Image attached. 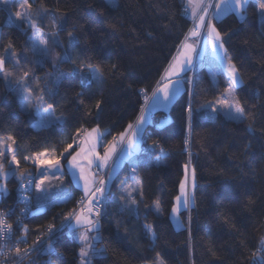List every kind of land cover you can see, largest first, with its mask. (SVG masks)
Segmentation results:
<instances>
[{
  "label": "trees",
  "instance_id": "trees-1",
  "mask_svg": "<svg viewBox=\"0 0 264 264\" xmlns=\"http://www.w3.org/2000/svg\"><path fill=\"white\" fill-rule=\"evenodd\" d=\"M116 3L115 8L109 7L105 0L31 3L32 19L45 32L51 29L54 16L65 17L66 26L60 32L65 46L67 32L73 25L80 29L81 45L73 59L80 63L88 62L90 57L91 62L107 69L103 82L90 86L73 71L71 63L54 66L51 57L38 63L31 51L30 30L23 24L18 27L9 23L6 11L0 7V45L11 41L20 67L32 69L35 77L42 78L41 87L57 92L55 114L63 116L62 122L33 128V113L20 108L17 92L0 76V138L9 135L15 138L14 149L21 170L34 174L33 165L23 157L46 148H55L60 158L63 148L80 138L77 129L98 127L105 133L103 144L124 132L139 113V89L151 93L190 27L187 13L182 11L183 0H116ZM41 7L48 9L42 20L35 15ZM216 26L245 81L236 94L246 102L248 119L236 122L218 114L213 120L194 114L192 135L185 150L188 90L191 89L193 107L199 108L206 100L220 95L226 86L223 74H218L214 83L204 68L197 70L192 76L193 83L185 84L171 103L168 123L156 127L159 113H155L145 127L146 143L141 147H149L156 141L167 155L159 148L138 152L134 165L143 197L139 193L134 196L137 204L133 209L121 206L116 198L120 185L128 180L130 163L123 164L113 175L99 218L102 239L97 245L107 251L92 257L91 264H153L157 252L165 264H258L253 254L264 257L263 250H258V242L264 235V27L258 21L254 3L248 5L243 20L229 13ZM53 50L60 52L61 48L54 46ZM0 55H5L2 46ZM114 64L116 69L112 68ZM5 67L15 71L11 60L6 61ZM57 71L64 73L59 82L55 80ZM29 86L38 91L34 83ZM81 91L84 97H77L76 93ZM80 99H84L83 105ZM97 100L103 101L98 113ZM249 124L252 131H248ZM189 152L192 154L189 169L196 170L195 203L187 221L185 211L179 212L181 228L175 229L169 213L184 178ZM60 160L63 168L67 160ZM19 180V174L7 179L8 194L3 204L14 202ZM65 185L72 198L44 207L41 213L28 218L25 225L29 233L47 222H61L74 209L82 195L67 179ZM157 200L158 215L152 210ZM146 225L155 231L154 238L148 234ZM53 247L52 264H78L79 245L71 236H60Z\"/></svg>",
  "mask_w": 264,
  "mask_h": 264
},
{
  "label": "snow or ice",
  "instance_id": "snow-or-ice-1",
  "mask_svg": "<svg viewBox=\"0 0 264 264\" xmlns=\"http://www.w3.org/2000/svg\"><path fill=\"white\" fill-rule=\"evenodd\" d=\"M109 7H117L116 0H106ZM0 3H8V0H0ZM250 3H254L255 7L261 16L264 18V0H185V4L188 6L185 8V12L188 13L191 8V15L195 20L194 28L186 35L185 40L182 41V47L180 49V56L174 58L168 68L165 69L164 76L161 77V81H157L158 87L153 89L152 95L149 96L145 89L140 91L144 93L145 104L142 105L140 115L137 116L133 123H129L124 132L118 134L119 137V151H117V137L114 136L113 140L107 145H103L104 153L100 155L97 152V146L101 144L102 138L105 135L98 127L89 129H77V135L80 139H73L72 143L67 144L63 150L59 153V157L68 161V166L72 170V175L79 183L83 181L82 190L83 196L77 203L81 206L79 211L73 209L69 211L59 228H56L53 224H48L46 231L48 233L47 241H43L40 236H37L32 245L27 244V235L29 232L28 227H23L22 235L15 241L14 247L9 248L7 243H0V256L14 257L17 261L22 262L25 260L32 264L29 259L31 254L35 251L42 250L43 252L50 253L54 251V239L57 233H62L65 229L69 234L76 239L81 247L79 249V264H91L92 257L104 254L107 249L103 247H97L96 245L102 239L100 235V221L101 215L100 206L104 203L106 194L108 192V183L112 179L114 173L119 169L120 165L124 161H129L136 164V153L140 151H147V148L141 146L146 143L145 141V126L149 122V115L152 109L158 106L167 107L174 98V95L179 93L180 85L185 81L180 77V73L187 70H192L193 59L192 53L196 52V48L193 44L188 43L190 37H199L203 34L205 39L211 45V54L209 57L210 64L214 67L213 77L217 74H226L228 78L227 86L213 100H206L199 108H194L191 102V89L188 90L190 100L186 107L187 122H188V136L184 140L187 150L189 144V138L192 135V122L194 114H201L205 118L215 119L216 115L223 114L228 119L236 122H243L248 119L250 113L246 110V102H242L241 98L236 94L237 89L241 87L245 81L241 75L240 69L234 63L232 57L228 53V49L225 47V39L221 32L218 30L216 23L227 15L228 13H235L239 19L243 20L247 14V7ZM19 11H16L15 18L9 17L10 23L19 24L27 23L31 29V44L32 55L36 58L38 63H43L49 57H51L54 66L58 63H71L73 71L81 75L82 80L86 79L89 86L95 83H102L105 78L107 69L100 64L91 62L92 58H88V62L77 63L73 59L74 53L81 45L80 29L73 25L72 30L67 32V45L60 38V32L64 30L66 26V20L63 15L54 16L51 20V29L45 32L38 26L36 20L32 19L34 14L32 4L29 0H20L18 3ZM10 10V9H9ZM59 11L58 9L56 10ZM48 13L47 8L41 7L35 12L38 19H43V16ZM114 27V25H113ZM203 30V32H202ZM87 43V41H85ZM4 48L5 55H0V76L9 82L12 86V90L21 95L24 100H31L35 96V103H28L26 110L34 109L37 117L34 127L47 126L55 122H62L63 116H57L56 102L54 97L57 92L52 88H45L40 86L41 77H35L32 74V69L23 70L20 67V59L17 58V53L14 50V46L9 41L7 45H0ZM54 46L60 47V52H54ZM200 55L204 57V53ZM27 58L26 56L24 57ZM13 61L15 65V71L6 69V61ZM113 69L117 68V65H112ZM47 75L51 76L52 73ZM64 76L63 72L57 71L55 74V80L59 82ZM176 76V80L170 79V77ZM162 81H167L162 83ZM30 83L35 84V88L38 91H34ZM188 84H192L191 79L187 80ZM27 93V95H25ZM83 91L76 93L77 97H84ZM49 100H53L49 103ZM79 103L83 105L84 99H80ZM102 100H97L95 108L97 113L102 110ZM248 131H252V125H248ZM130 132V135L128 134ZM10 142V143H9ZM16 143L15 138L11 135L7 137V141L0 140V193L3 195L8 194L6 181L9 177H15L19 174L21 180L25 177H29L27 184L20 185L21 200L27 205L29 200L25 193L28 188L35 184V188L38 192L44 193L48 188H52L51 180L52 176L47 174V170L61 168V160L56 156V149L52 148L44 149V151L36 152L32 156H24L25 161L33 160L38 168L42 170L37 174L40 175V179L36 181L33 178V173L26 170H21L19 167V161L17 159L16 150L13 145ZM149 147L155 149L159 148V151L167 155L164 148L160 147L158 142L153 141ZM247 147V146H246ZM10 155V159H6L7 155ZM115 156V159L113 157ZM192 154L189 152V161L184 165V179L180 181V195L177 196L176 203L172 208V214L176 215L180 212L181 208L187 210L195 203L194 191H188L189 181V165L191 163ZM109 160H112L110 170L107 177L102 179H96V177L89 171L90 167L95 163L98 169H104L109 167ZM87 163V168L85 167ZM78 170V171H77ZM135 172V168H133ZM62 180V177L60 178ZM226 179L234 180L235 177H227ZM46 182L47 186H46ZM137 183H139L137 181ZM59 187V185H55ZM196 187V170L193 167L191 169V188L194 190ZM133 192H138L143 197L142 186L133 187L132 185H125L123 188V194L120 196V200L126 205L137 204L136 198L132 195ZM71 194L66 190H61L57 193V199L61 202L71 199ZM160 202H155V207L159 210ZM24 211H29L26 207ZM11 214V213H9ZM93 216L96 218L94 219ZM191 219V217H189ZM225 222L228 221L227 217H224ZM74 221V222H73ZM148 234L155 237V231L150 225H146ZM13 235L12 225L8 224L5 219V214L0 212V241H11ZM261 244L264 245V236L260 238ZM23 243L24 248L19 245ZM256 255L255 253L253 254ZM0 264H5V261L0 259ZM155 264H165L160 253H156ZM258 264H264V257L259 258Z\"/></svg>",
  "mask_w": 264,
  "mask_h": 264
},
{
  "label": "crops",
  "instance_id": "crops-1",
  "mask_svg": "<svg viewBox=\"0 0 264 264\" xmlns=\"http://www.w3.org/2000/svg\"><path fill=\"white\" fill-rule=\"evenodd\" d=\"M34 0H29V3H32ZM184 1V5H185V8L186 7H188L186 4H185V0H183ZM20 2V0H8V3L6 4V3H0V7H2L5 11H6V13H7V18H9V14H8V12L9 11H13L14 13L16 12V11H19L20 9H19V7H18V3ZM10 9V10H9ZM229 14V13H228ZM232 14H235V13H232ZM236 15V14H235ZM237 16V15H236ZM187 17L189 18V20H190V27H189V29L187 30V32L185 33V35H184V37H183V39H182V41H184L185 40V37H186V35L194 28V26H195V20H194V18L192 17V15H191V8H189V11H188V13H187ZM224 17V16H223ZM238 17V16H237ZM9 22V21H8ZM10 23V22H9ZM12 24V23H11ZM24 25L26 28H29L28 27V24L27 23H21V25ZM13 25H16V24H13ZM202 32H203V30H202ZM182 41L180 42V44H179V46L177 47V49H176V51H175V53H174V55L172 56V58L170 59V61L168 62V64H167V66L165 67V69L166 68H168L169 67V65H170V62H172L173 60H174V58H177V57H179L180 56V49H181V47H182ZM188 43H190V44H193L194 46H195V48H196V52H194V53H192V59H193V65H192V70L193 69H195V68H197L198 70L200 69V68H204L205 70H206V72L208 73V75H209V77L211 76V74H212V72H214V67L210 64V62H209V57H210V54H211V45H210V43H208V41L205 39V37L203 36V34L201 35V36H199V37H190L189 39H188V41H187ZM201 52H203L204 53V57L202 58V56L200 55V53ZM165 69H164V71L162 72V74L161 75H163L164 76V74H165ZM192 70L191 71H188L187 70V66H185V71L184 72H181L180 73V77L181 78H183L184 79V81H186V77L187 76H189V74L192 72ZM160 75V76H161ZM225 76H226V74H225ZM227 77V76H226ZM170 79H172V80H176L177 79V77L176 76H172V77H170ZM211 79V81L213 82V80H212V78H210ZM228 79V78H227ZM165 82H167V81H165ZM184 86H185V82L182 84V85H180V91H179V93H177V94H175L174 95V98H173V100L184 90ZM173 100L171 101V103L173 102ZM171 103L167 106V107H164V106H158V107H156V108H154V109H152V111H151V113H150V115H149V122L146 124V126L151 122V117H152V115L153 114H155V113H159V116L156 118V123H155V125H156V127H162V126H164L165 124H167L168 123V121H169V118H168V116H167V112H168V110H169V108H170V105H171ZM145 126V127H146ZM80 139V138H79ZM78 139V140H79ZM0 140H5V141H7V138H1ZM111 142V141H110ZM109 142V143H110ZM119 142V137H117V143ZM10 143V142H9ZM102 143V142H101ZM108 143H102V144H99L98 146H97V152H99V154L100 155H103V153H104V148H103V145H107ZM13 148H14V145H13ZM137 154H138V152L136 153V156H137ZM10 155L11 154H8L7 155V157H6V159H10ZM29 162H30V164H32V165H35V163H34V161L33 160H29ZM109 163V162H108ZM127 163H130L129 161H124L121 165H120V167L123 165V164H127ZM85 167L87 168L88 166H87V163L85 162ZM119 167V168H120ZM94 169H98L97 167H96V165H95V163H93V165L90 167V169H89V171L92 173V171L94 170ZM42 170H45V169H42V168H40V169H38V170H36V172H35V174H34V177H36V179H37V181L41 178L40 177V175H38L37 173L38 172H40V171H42ZM78 171V170H77ZM189 173H191V170L189 169ZM64 174L66 175V176H64ZM58 175V176H57ZM57 175H56V177H54L53 178V180H51V183H53V182H57V180H58V178L59 177H61L62 176V180L61 179H59L60 180V186L62 187L63 186V188L66 190V185H65V180L67 179L68 181H69V183L71 184V186H73L75 189H77L80 193H81V195H83V190H82V184H83V181H80L79 183L76 181V179L73 177V175H72V170H70V168H69V166H68V161H66L65 162V164H64V167L62 168L61 167V171L59 172V173H57ZM61 175V176H60ZM53 187H54V185H53ZM67 191V190H66ZM178 191H180V187H179V190ZM37 192V190L35 191V193ZM35 193H34V196H35ZM178 195H179V193H178ZM177 195V196H178ZM34 196H33V202L35 203V199H34ZM175 201H176V199H174V202H173V206L175 205ZM33 203V204H34ZM56 203H61V201H58V202H56ZM173 208V207H172ZM172 208H171V210H170V213H169V219H170V221H171V224H172V226L175 228V229H178V228H181V222H180V220L179 221H177V216H175V215H173L172 216ZM74 222V221H73ZM72 237V236H71ZM73 238V237H72ZM74 239V238H73ZM75 241H76V239H74ZM76 242H78V241H76ZM97 247H98V245H96ZM99 248V247H98ZM78 252V251H77ZM264 252V251H263Z\"/></svg>",
  "mask_w": 264,
  "mask_h": 264
},
{
  "label": "built area",
  "instance_id": "built-area-1",
  "mask_svg": "<svg viewBox=\"0 0 264 264\" xmlns=\"http://www.w3.org/2000/svg\"><path fill=\"white\" fill-rule=\"evenodd\" d=\"M182 11L185 12L184 9H182ZM162 76L163 75H161L157 81H161ZM162 83H165V81H162ZM157 87H158V85L156 82L153 89H155ZM141 89H144V88H141ZM141 89H139V91H138L140 94V97H141V105H140L139 113L137 114V116L140 115L141 107H142V105L145 104L144 93H142L140 91ZM152 91H151V93H148L147 91L146 92L149 96H151ZM137 116H136V118H137ZM136 118L134 119V121L136 120ZM128 134L130 135V132ZM142 148H147L148 150H152V148L148 147V146H144ZM113 159H115V156L113 157ZM108 164H109V167H107V168L94 169L92 171V174L96 177V179H102V178L107 177L108 171L110 170V167L112 164V160L109 161ZM33 178L35 179L34 176H33ZM28 179H29V177H25L24 180H19L17 188H16V195H15L13 203L3 204V201L7 197V195L5 196L2 193H0V212L5 214V219H6L8 224L12 225V230H13V235H12L11 241H0V243H7L9 248L14 247L15 241L17 240V238H19L22 235L23 227L25 226V222L27 221V219L30 218L31 216H35V215L41 213L44 210V207L34 206V204H33V195L35 193V184H32L28 188V191L25 193V195L28 197V200H29L28 204L26 205L25 202H23L21 200L20 185L22 183L27 184ZM110 181H109V183H110ZM109 183H108V186H109ZM82 196H81V198H82ZM81 198L79 200H81ZM26 207L29 209V211H27V212L24 211ZM80 207L81 206L76 202L74 209L79 211ZM103 209H104V203L100 206L101 215H102ZM9 213H11V214H9ZM101 215L99 216V218L101 217ZM65 216H64V218H65ZM64 218L59 223L47 222L45 225L42 226V228L35 231L34 233L28 232L27 244L29 246L32 245L33 241L36 240L37 236H40L43 241H47V239H48V233L46 231L47 225L53 224L56 228H59L60 225L62 224V222L64 221ZM93 218L95 219L96 217L93 216ZM60 236H71V235L69 234L68 230L65 229L62 233H57L55 235L54 241L57 238H59ZM19 246L21 248L25 247V245L23 243H21ZM52 255H54V251H52V252H50V254H48L46 252H43L42 250H38V251L33 252L29 259L32 261V264H49L48 261L50 260V262H51ZM0 259L4 260L5 264H21V262L17 261L14 257H11V256H9V257L0 256ZM22 264H29V261L25 260L22 262Z\"/></svg>",
  "mask_w": 264,
  "mask_h": 264
},
{
  "label": "rangeland",
  "instance_id": "rangeland-1",
  "mask_svg": "<svg viewBox=\"0 0 264 264\" xmlns=\"http://www.w3.org/2000/svg\"><path fill=\"white\" fill-rule=\"evenodd\" d=\"M105 2H106V0H105ZM106 4H108L107 2H106ZM8 14H9V17H11V18H15V16H14V12L13 11H9L8 12ZM257 17H258V21H259V23H261L262 25H263V27H264V18H261V16L259 15V13H258V11H257ZM7 21H9L10 22V20H9V18H7ZM17 25V24H16ZM21 25V23H19L17 26L19 27ZM29 27V26H28ZM26 28V27H25ZM28 30H30V37H31V29L30 28H28ZM31 41V40H30ZM31 49H32V44H31ZM197 68H195V69H193L192 70V72L189 74V76H187L186 77V81H185V84L186 85H188V86H190V84H188L187 83V80L188 79H191L192 80V74H195L196 72H197ZM213 73L214 72H212V74H211V76H210V78H212V80H213V82L215 83V80H216V76L218 75H215V77H213ZM224 75V77H225V79H226V86H227V83H228V79H227V77L225 76V74H223ZM2 77V76H1ZM225 86V87H226ZM25 95H27V93H25ZM17 99H18V101H19V105H20V108L23 110V111H28V112H32L33 113V115H34V117H35V121L32 123V126H33V128H35V129H37V128H40V127H34V125L36 124V120H37V117H36V115H35V110L34 109H28V110H26V105L28 104V103H35V98L34 97H32L31 98V100L29 101V100H24V99H22V97H21V95H19L18 93H17ZM220 115H222L223 117H225L222 113L220 114ZM225 118H227V117H225ZM228 119V118H227ZM43 127V126H42ZM1 139V138H0ZM119 143V142H118ZM117 143V144H118ZM119 147H120V144H118V146H117V151H119ZM109 161H111V160H109ZM130 165H131V167H130V173H129V177H128V180L127 181H125L124 183H122L121 185H120V187H119V189H118V193H117V196H116V198H117V201L120 203V205L121 206H123V207H126V206H128V208H131V209H133L134 208V205H126L123 201H121L120 200V196L123 194V188L125 187V185H132L133 187H139L138 186V183H137V179H136V172H134L133 171V168H135V165L134 164H132L131 162H130ZM33 168H34V174H35V172H36V170H38V169H40V168H38L37 167V165L35 164V165H33ZM61 171V168H60V170L59 171H57L56 169H50V170H47V174L49 175V176H52L53 178L54 177H56V175H57V173H59ZM116 173V172H115ZM115 173H114V175H115ZM58 176V175H57ZM61 176V175H60ZM62 177V176H61ZM61 177H59L58 178V180H57V182H53V183H51L52 185H54V187H52V188H48L47 189V191L46 192H44V193H40V192H36L35 193V196H34V199H35V203H34V206H39V207H45V208H47V207H49L50 205H52L53 203H56V202H58L59 200L57 199V193L58 192H60L62 189L63 190H65L64 188H63V186L61 187L60 186V178ZM184 179V178H183ZM35 180L37 181V179H36V177H35ZM53 180V179H52ZM47 183L48 182H46V186H47ZM55 185H59V187H55ZM35 191H36V188H35ZM188 191H190V192H192L193 191V189L191 188V173H189V181H188ZM178 193H179V195L181 194L180 193V191H178ZM138 194V192H133V196H136ZM178 195V196H179ZM64 202V201H63ZM175 203H176V201H175ZM152 210L154 211V213L156 214V215H158V212H159V210H157L156 209V207H155V203L153 204V206H152ZM185 211V213H186V221H187V219H188V212H189V210L190 209H187V210H185V209H183V208H181V210L180 211ZM174 214H172V216H173ZM179 213L178 214H176L175 216H177L176 218H177V221H179L180 219H179ZM264 236V235H263ZM77 241V240H76ZM78 243V245H79V247H78V252H77V255H78V264H79V262H80V257H79V249H80V247H81V244L79 243V242H77ZM258 250H263L264 251V245H262L261 244V241L259 240V242H258ZM48 254H50V253H48ZM100 256V255H99ZM95 257V256H94ZM261 256H260V254L259 253H257L256 254V256H255V260L257 261V262H259V258H260ZM155 260H156V257H155ZM155 260H154V262H153V264H155ZM48 263L49 264H51V262H50V260L48 261Z\"/></svg>",
  "mask_w": 264,
  "mask_h": 264
},
{
  "label": "bare ground",
  "instance_id": "bare-ground-1",
  "mask_svg": "<svg viewBox=\"0 0 264 264\" xmlns=\"http://www.w3.org/2000/svg\"><path fill=\"white\" fill-rule=\"evenodd\" d=\"M192 76H193V74H192Z\"/></svg>",
  "mask_w": 264,
  "mask_h": 264
}]
</instances>
